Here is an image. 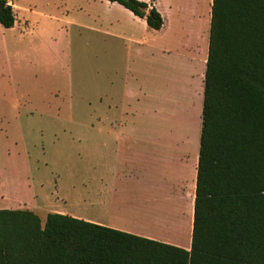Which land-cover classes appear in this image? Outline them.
Returning a JSON list of instances; mask_svg holds the SVG:
<instances>
[{"label": "crops", "instance_id": "crops-1", "mask_svg": "<svg viewBox=\"0 0 264 264\" xmlns=\"http://www.w3.org/2000/svg\"><path fill=\"white\" fill-rule=\"evenodd\" d=\"M139 1L160 14V30L108 0H9L0 79L17 109L37 112L39 98L72 99V64L93 61L100 163L93 182L54 197L0 176V211L42 224L66 215L189 251L213 0Z\"/></svg>", "mask_w": 264, "mask_h": 264}, {"label": "trees", "instance_id": "trees-1", "mask_svg": "<svg viewBox=\"0 0 264 264\" xmlns=\"http://www.w3.org/2000/svg\"><path fill=\"white\" fill-rule=\"evenodd\" d=\"M160 30L139 0H108ZM9 0L0 25L14 26ZM0 264H264V0H213L189 251L60 214L0 211Z\"/></svg>", "mask_w": 264, "mask_h": 264}, {"label": "rangeland", "instance_id": "rangeland-1", "mask_svg": "<svg viewBox=\"0 0 264 264\" xmlns=\"http://www.w3.org/2000/svg\"><path fill=\"white\" fill-rule=\"evenodd\" d=\"M72 80V99L39 98L37 112H28L17 109L11 84L0 79V176L9 185L30 178L54 197L94 181L100 158L90 128L98 123L93 61L84 70L74 62Z\"/></svg>", "mask_w": 264, "mask_h": 264}, {"label": "water", "instance_id": "water-1", "mask_svg": "<svg viewBox=\"0 0 264 264\" xmlns=\"http://www.w3.org/2000/svg\"><path fill=\"white\" fill-rule=\"evenodd\" d=\"M4 7H5L4 4L0 3V8L4 9Z\"/></svg>", "mask_w": 264, "mask_h": 264}]
</instances>
